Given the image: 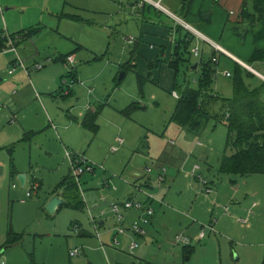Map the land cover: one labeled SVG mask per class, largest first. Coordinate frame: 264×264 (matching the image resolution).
<instances>
[{
    "label": "rangeland",
    "instance_id": "rangeland-1",
    "mask_svg": "<svg viewBox=\"0 0 264 264\" xmlns=\"http://www.w3.org/2000/svg\"><path fill=\"white\" fill-rule=\"evenodd\" d=\"M142 1L151 8L145 17L148 22L137 15V8V11L131 8L141 0H0V38L30 32L21 42L14 39L13 45L0 51V174L9 169L12 159L15 169L23 171L29 179L35 177L40 183L34 193L26 196L28 184L21 186L8 173L0 181V264H113V261L116 264H264V176L259 173L217 175L226 142L223 120L217 123L210 120L197 136H190L182 131V127L169 123L177 98L171 94L174 71L167 63L172 60L174 39L187 33L188 38H193L189 50L195 46L200 49L198 58L191 56L192 64L198 59L201 64L211 67L215 71L213 91L226 98L233 96L229 74L234 63L218 52L214 55L217 62H212L214 44L211 41L243 61L249 60L247 55L254 43L232 32V26L240 22L242 0H193L191 10L194 13L200 11V15H191L187 19L181 18L180 0H160L161 5L172 13L171 17L167 14V18L166 12L157 8L163 13L158 12L151 3ZM5 7L9 8L5 10ZM155 12L158 25L165 22L166 27H172L169 35L163 29L151 28ZM204 12H210L206 20L201 17ZM65 14L79 15L84 22L72 21ZM184 23L192 25L211 41L194 36L192 30L186 31ZM177 25L180 30H176ZM241 27L239 25L240 32ZM241 35L244 36L242 32ZM128 37L138 42H128ZM13 46L16 54L10 50ZM67 53L74 55L73 67L77 74L82 70V80L78 78L84 83L82 91L76 87L78 80L70 83L67 77V84H61L57 76L53 81L50 70L51 73L41 78L43 71L51 65L61 68V61L54 58ZM17 56L22 65L11 63ZM47 57L53 60L40 70L34 67ZM158 58V66L150 65ZM127 62L135 66L126 67L123 73ZM252 66L264 74L263 66L257 63ZM12 68L11 72L23 70L27 80L36 87L42 104L40 110L30 100L32 108H27L22 94H11L9 70ZM196 68L189 69L184 75L185 69L180 67L176 80L179 83L185 81L189 87L197 86L196 78L201 69ZM65 73L66 69L62 76ZM120 73L123 76L118 79ZM37 74V79H41L39 85L35 78ZM137 75L146 77L141 90ZM86 76H94V79L84 82ZM250 82L257 84L259 79L253 77ZM59 87L63 91L71 89L72 93L64 96ZM87 89L92 93L88 94ZM44 96L49 100L45 101ZM83 102L91 106L100 103L103 107L96 118V133L83 128L80 120L75 118L73 106ZM132 102L143 108L124 114L123 110ZM8 106L16 113L15 123L9 115H4ZM214 106L213 109L219 111L218 105ZM37 110L41 121L34 124L36 130L26 134L18 131L17 121L21 114L17 112L29 118ZM68 121L73 124L67 131L66 140L59 128ZM117 139L122 143L116 152H112L111 147L117 145ZM171 142L175 145L185 143L186 149L179 153L187 156L182 165L180 160L171 165L174 167L169 174L165 171L166 176L162 171L165 178L156 183L153 191V179L148 178L154 176V166L151 173L145 168L157 160L158 152L174 147ZM65 153L82 155L92 164V171L75 177ZM194 164L199 165L203 177L214 181L219 193L226 191L228 197L219 196L217 201L213 198L214 188L207 195L204 193L205 196L200 192L198 181L194 180L196 187L188 194L185 176ZM135 170L143 177L132 175ZM65 178L70 186L64 191V200L70 204L82 202L83 207L63 204L55 213L49 214L44 209L45 196ZM217 178L221 179L218 183ZM106 179L109 188L101 185ZM13 182L15 188L11 186ZM138 182H145V186L150 187L147 194L162 197L165 209L160 210L154 200L153 225L149 229L148 224L143 226L145 234L142 237L127 231L114 239L118 228L126 229L142 216L137 212L142 209L123 210V219L119 221L109 210V203L126 199L139 203L138 198L134 199V194L139 195L135 187ZM225 186L236 189L237 193L232 195ZM110 189H116L115 195H111ZM205 198L209 199L208 209L191 214L190 207ZM225 207H228L227 212H224ZM220 214H225L233 223L227 229L216 225ZM89 216L95 218V224L101 218L104 221V225L96 226L99 237L95 235V226ZM245 218V222L240 221ZM213 220L214 232L206 230L204 238H194L193 225L198 227V232L200 227L208 226ZM187 228L189 230L185 232ZM86 231L90 234H84ZM178 233L194 238L189 244L194 252L188 260L184 259L183 244H173ZM73 249H77V255L70 257L68 252ZM109 249L115 253L111 255Z\"/></svg>",
    "mask_w": 264,
    "mask_h": 264
},
{
    "label": "trees",
    "instance_id": "trees-1",
    "mask_svg": "<svg viewBox=\"0 0 264 264\" xmlns=\"http://www.w3.org/2000/svg\"><path fill=\"white\" fill-rule=\"evenodd\" d=\"M142 3L141 8L150 9V6L148 7L146 3ZM192 3L193 0H180L179 10L181 18L186 19L185 17L188 15ZM152 8L154 7L152 6ZM239 15L241 16V22L245 24V28L242 31L244 35L252 34L253 42L264 38V0H242ZM66 16L77 21H83L79 16ZM176 30H180V25H177ZM233 32H237V30L233 28ZM27 33L29 34L30 32ZM27 33L17 32L8 37L12 42L14 39L23 40ZM187 34L174 40L171 54L172 60L167 63L168 67L174 71L172 89L177 91L179 95L169 122L190 132L199 133L210 120L214 123L223 120L226 127V142L217 172L219 174L235 175L259 173L264 176V102L262 93L264 82L240 63L232 61L234 67L231 74H229V78H231L232 82L233 96L231 98L223 97L212 89L215 71L208 65L201 64L197 59L194 60V62H197L198 68L196 70L201 69L196 78L197 86L189 87L185 84V81L179 83L176 78L180 74V67L185 69L182 72L185 75L186 71H189L193 65L191 50H189V45L193 38H188ZM7 39L5 36L0 38V49L6 47ZM137 42L138 40L135 43ZM215 52L216 50L214 49L211 61ZM68 55L70 54L64 56L63 63ZM159 60V58L156 59L150 65L158 66ZM253 61L264 62V48H254L248 62L251 63ZM248 62L245 63L251 65ZM133 66L130 62H127V66H124L122 70L123 73L126 67L132 68ZM72 74L73 78H75L74 71ZM253 77L259 79L257 84L250 82ZM144 78L146 77L137 75L140 90L143 86ZM214 105H218L219 111L213 109ZM141 108L143 107L139 103L132 102L123 110V113L128 114L133 109ZM98 111L97 109L93 112H88L82 120L83 127L93 133L98 130V125L96 124ZM13 171L11 165L10 173H13ZM68 186H70V183L67 178L58 183V188L63 187L64 191ZM81 203L77 201L74 204H70L67 201L64 205H78L81 207ZM14 242L12 241L11 243ZM193 249L192 246L183 245L182 250L185 260L189 259L194 252Z\"/></svg>",
    "mask_w": 264,
    "mask_h": 264
},
{
    "label": "crops",
    "instance_id": "crops-1",
    "mask_svg": "<svg viewBox=\"0 0 264 264\" xmlns=\"http://www.w3.org/2000/svg\"><path fill=\"white\" fill-rule=\"evenodd\" d=\"M192 7H193V3H192V5H191V7H190V10H189V13H188V15L185 17L186 19L189 17V16H191V15H194L195 16V14L196 15H200V11H197L196 13H194V12H192ZM9 7H5V10L6 9H8ZM132 9H134L135 11H137L136 10V8L138 9V11L136 12L137 13V15H140V17H141V19H142V21L143 20H145L146 22H148V20H146L145 19V17H146V15H148L149 13H150V10H151V8L150 9H146V8H141V4H140V2H138V4H136V5H133L132 4V7H131ZM163 8L165 9V10H163L164 12H166V18H167V16L168 15H170V17L172 16L171 14L172 13H169L168 12V10L163 6ZM155 10H156V8H154ZM154 10V11H155ZM195 10V9H194ZM140 11V12H139ZM156 11H158V12H162V11H160L159 9H157ZM163 13V12H162ZM230 13H232V12H230ZM239 13H240V11H239ZM168 14V15H167ZM67 15H73V14H67ZM157 13L155 12V16H154V20H153V23L151 24V28L153 29V30H157V29H163L164 31H166V33H168V35H169V32H171V29H172V27H170V25L168 26V27H166L165 26V22H163L162 23V25L160 26V25H158V24H160V23H158V21H157ZM202 15V14H201ZM66 16V15H65ZM75 16H79V15H75ZM174 16H176V15H174ZM80 18H82L81 16H79ZM169 17V16H168ZM237 17H239L238 15H237ZM66 18H68V19H70V20H74V19H71V18H69V17H67L66 16ZM176 18V17H175ZM83 19V18H82ZM203 19V18H202ZM239 19V18H238ZM84 20V19H83ZM170 20V19H169ZM204 20V19H203ZM77 21V20H76ZM79 22H84V21H79ZM177 24V23H176ZM187 25H189L191 28H192V31H195L196 33H194V36H195V34L196 35H199V36H201V38L202 39H205V40H208V41H211V40H209V38L204 34H202V33H200V32H198V30H196L192 25H190V24H187ZM237 25V26H236ZM239 25H241L242 27H241V29H244L245 28V24H244V22H241V18H240V22L239 23H237V24H235L234 26H232V30H233V28L234 29H236L237 30V32H234V35L236 34L237 36H239V37H243V38H245L246 40H248L249 39V41L251 42H253V38H252V34H246V35H244V33H243V35L244 36H242L241 35V32L239 31ZM244 26V27H243ZM142 27H143V24H142ZM168 28V29H167ZM170 29V30H169ZM186 31H188V30H186ZM233 32V31H232ZM165 33V32H164ZM5 36V35H4ZM2 38H3V35H2ZM175 40V39H174ZM18 41H22V40H18ZM211 43H212V45L214 44V46H218L219 48H222L223 49V51H217L216 50V52L215 53H221L222 55H224L225 57H227L228 59H230L231 61H234L235 63L237 62V63H242V64H245V65H247V66H249L250 68L252 67L257 73H259V74H262L261 72H259V71H257L253 66H252V64L253 63H257V64H259V65H261V66H263V68H264V62H258V61H253V62H248V60L247 61H243V59H241V58H239L237 55L235 56L232 52H230L228 49H226V48H224L223 46H221V45H218L217 43H215V42H213V41H211ZM254 43V45H253V48H252V50H251V52H249L248 53V55L247 56H251V53H252V51L254 50V48H264V38L263 39H261V40H258V41H256V42H253ZM80 47V46H79ZM212 48V47H211ZM213 51H214V48H213ZM15 54H16V47H15V51H13ZM67 54H71V55H73V53H67ZM67 54H64L63 55V57H62V55H60V56H58V57H55L54 59L55 60H59V61H61V63H62V66H61V68H60V66H57V68H55V66H50L49 68H47L46 70H44L43 71V73L41 74V78H44V77H46L49 73H53L52 75V80L53 81H55V79H56V77L58 76V79H60V82H61V84H62V78H63V74H64V70H65V65H64V63L62 62L63 61V58H64V56L65 55H67ZM192 54V53H191ZM74 56V55H73ZM15 58H17V59H19L20 61H21V59L17 56V57H15ZM250 58V57H249ZM16 60V59H15ZM14 59H12L11 60V63L13 64V62L15 61ZM51 60H53V59H50L49 57H47L46 59H44V62L43 63H41L42 64V67L40 68V69H42L43 67H44V65L46 64V63H48V62H51ZM245 62H248V63H250L251 65H248L247 63H245ZM37 63H39V62H37ZM131 64V63H130ZM132 65H134L133 63H132ZM135 66V65H134ZM39 69V70H40ZM54 69V70H53ZM51 72H50V71ZM10 71V70H9ZM9 74L12 76V92H11V94H22L23 95V98H24V100H25V104H27L26 105V107L27 108H32V106L30 105V103H29V101L28 100H30V101H32V103H33V106H35V107H39V110L41 109V106H42V104L41 103H39V97H38V92L36 91V87L34 86V85H32V83L31 82H29L28 80H27V77L25 76L26 74H25V72L23 71V70H16L15 72H9ZM74 75H75V82L78 80V78L79 79H81L82 80V70H81V72H80V74H77V71H76V69H75V67H74ZM262 75H264V74H262ZM123 76V75H122ZM36 79L37 78H39V74H37L36 75V77H35ZM87 80V81H92L93 79H94V76H86L83 80ZM0 80H1V78H0ZM38 80V79H37ZM86 80L84 81V82H86ZM78 83H79V85H76V87H79V89L82 91V89H84V88H82V87H84L83 85H84V83L82 82V81H80V80H78L77 81ZM41 83V79H39L38 80V85ZM86 87V86H85ZM59 90H60V94L61 93H63L64 94V96H66V95H69V94H71L72 93V90L70 89V90H67V91H63V90H61V88L59 87ZM92 90H90V89H87V92H88V94H91L92 92H91ZM175 91V90H174ZM176 92V94L178 95V93H177V91H175ZM179 96V95H178ZM176 98V97H175ZM44 100L45 101H48L49 100V98L47 97V96H44ZM177 101V100H176ZM87 103V102H86ZM86 103H79V104H76V105H74L73 106V110H74V112L76 113V117L75 118H78V120H80V125L83 127V125H82V120H83V118H84V116L88 113V112H93L94 110H99L98 111V114H99V112L103 109V107L101 108L100 107V103H94L93 104V106H91V104H86ZM176 103V102H175ZM127 106V105H126ZM175 106V105H174ZM8 111H7V113H5L4 115H9L10 117H11V121H13V123H15V121H16V113H14L13 112V110L8 106V109H7ZM38 111V110H37ZM37 111H35L34 112V114L32 115V116H30L29 118H27L26 117V115L25 114H22L20 111H18L17 112V114H21V116H20V118L18 119V121H17V129H18V131H21V132H25V134L26 133H28V132H32V131H35L36 129V127H35V123L36 122H40L41 121V118H40V115H39V111L37 112ZM16 112V111H15ZM173 113V112H172ZM98 114H97V116H98ZM172 115V114H171ZM171 117V116H170ZM44 119H46L45 117H44ZM170 119V118H169ZM10 121V122H11ZM48 121V120H47ZM51 122V121H50ZM49 122V123H50ZM170 123V122H169ZM72 124H73V122H70V121H68V122H64V123H62V125H61V128H59L60 129V132L63 134H61L62 136H63V138H65L66 140H67V131L72 127ZM174 124V123H173ZM40 125V124H39ZM54 125H52V127H53ZM178 126V125H177ZM8 127H13V125L12 126H8ZM180 127V126H179ZM54 129H55V127H53ZM84 128V127H83ZM51 129V128H50ZM51 131H52V129H51ZM98 131V130H97ZM96 131V132H97ZM182 131L184 132V133H187L188 135H192V136H197V135H199L200 134V132L199 133H194V132H190V131H188L187 129H185V128H183L182 127ZM95 132V133H96ZM54 133V132H53ZM59 139H60V137H58ZM7 142H9V141H7ZM67 142V141H66ZM172 144L171 145H174V147H171V148H164V150L163 151H160V152H158L157 154L158 155H156V158H157V160L155 161V162H150L149 163V167H151V171L149 172V173H151L152 172V168H153V166H154V171H153V173H154V176L152 177V178H148V180H150L151 179V181H152V179H153V181H152V184H153V188H151L153 191H155V189H154V187L155 186H157L156 185V183L158 184V183H160L162 180H164V178H165V176H166V173L167 174H169L170 173V169L172 168V167H174V166H171V165H173L174 163H176V161H178V160H180L181 162H180V164L182 165L183 163H184V159L186 158V156L187 155H181L179 152L180 151H182L183 152V150L184 149H186V147H185V143H177L176 145H175V143H173V142H171ZM197 145L198 146H202L201 144H199L198 142H197ZM185 154H187V153H185ZM155 156V155H154ZM188 158V157H187ZM11 165H12V167H13V173H10L11 172ZM161 166H164L163 167V170H164V173H165V171H166V173H165V176L163 175V173H162V179L160 180V181H158V179L157 180H155V174H157L158 173V171H159V168H161ZM166 168V169H165ZM162 169V168H161ZM136 171V173H137V176H135L136 178H141V177H143L141 174H139V172L137 171V170H135ZM145 171H146V168H145ZM23 171H21V170H17V169H15L14 168V165H13V162H12V159H10V163H9V169L8 170H6V171H4L2 174H0V181L1 180H3L4 178H5V173H8V176L10 177V178H12V179H16V181L18 182V183H20L19 182V180L17 179V177L18 176H20V174H25V173H22ZM147 172V171H146ZM157 172V173H156ZM187 171H185V173H186ZM216 172H217V170H216ZM158 174H160V172L158 173ZM217 175H219V176H222L221 174H217ZM229 175H231V174H227V175H225V176H229ZM157 177H158V175H157ZM191 173H190V171L188 172V173H186V176H185V182H184V184L185 185H187V187H185L186 188V192L189 194L190 192H191V190L193 189L192 187H196L195 186V184H194V181H197L195 178H193V179H191ZM206 179V178H205ZM33 180H35V181H37L36 180V178L35 177H31L30 179L28 178V176H27V174H25V182H24V184L23 185H21V186H24V185H26V184H28V185H30V183H31V181H33ZM194 180V181H193ZM207 180V179H206ZM104 181H107V183L108 184H110L109 183V181L106 179V180H104ZM218 181H221V179L219 180V178H217V183H218ZM223 181V180H222ZM38 182V181H37ZM199 183V182H198ZM12 185H14V186H12ZM38 185H40V183L38 182ZM136 185L137 186H135L136 187V189H138V191H139V195H138V193L137 194H134V199H136V198H138V200L140 201L139 202V204L140 205H143L144 206V209H145V206L147 205H149V206H151V208H152V203H153V201L155 200V202L156 203H158L159 205H160V210H162V209H165V207H164V204H163V198L161 197L160 198V196H158V194H156V196H157V198L158 199H160V201L157 199V198H155V197H153L152 195H149V194H147L146 193V191L147 190H149V188L150 187H147V186H145L146 184H145V182L143 183V184H140L139 182H138V184L136 183ZM161 185V184H160ZM199 187L201 188V190H200V192L202 193L203 192V194L205 193L204 191H203V188H202V186H201V184L199 183ZM207 185L210 187V188H212V190H214L215 189V191H213V193L215 192V196L213 197V198H216V200L218 201V197L220 196L221 198H227L228 196V194H227V192L226 191H224V192H221V193H219V191H217L216 189H217V187L215 186V184H214V181L213 180H207ZM217 185V184H216ZM11 186L12 187H16V184L13 182V183H11ZM29 187V186H28ZM110 187V185L108 186V188ZM152 187V186H151ZM226 187V190H229L230 189V191H232V195L233 194H235V193H237V190L236 189H231V187L229 186H225ZM38 188H39V186H38ZM54 189H52V191H50L49 193H47L48 195L47 196H45V199L47 200L48 199V197L53 193V192H55V190L58 188V184H56L54 187H53ZM214 188V189H213ZM223 189V188H222ZM221 189V190H222ZM115 190L116 189H113V190H111L110 189V191H113L112 192V194L111 195H115V194H113V193H115ZM194 192L196 193V190L194 189ZM211 191H209L208 193H210ZM207 193V194H208ZM11 193H8V195H10ZM17 194H18V192H17ZM206 194V193H205ZM204 194V195H205ZM206 194V195H207ZM133 195V194H132ZM205 195V196H206ZM155 196V195H154ZM136 197V198H135ZM212 198V199H213ZM105 199V198H104ZM207 198H205V199H201L200 201H198V202H196V204H194L193 206H191L190 207V210H189V212L191 213V214H199V212H202V211H204L206 208L208 209V207H207V202H208V200L209 199H207ZM46 200H45V202H46ZM118 202H120V201H118ZM142 202V203H141ZM253 204H255V203H253ZM252 204V205H253ZM81 206L83 207V205H82V203H81ZM143 207H141V209H142ZM137 210V209H136ZM135 210V211H136ZM152 210H153V208H152ZM139 211V212H138ZM199 211V212H198ZM228 211V207H227V210L225 211V209H224V212H227ZM137 212L140 214H142V210H137ZM139 214L137 215V216H139ZM153 214H154V211H153ZM152 214V215H153ZM151 218H152V216H151ZM151 218H150V220H151ZM217 220H216V225H217V227H220L221 229H223V228H228V227H230V225L231 224H233L232 223V221H231V219L229 218V217H227L225 214L224 215H218L217 216ZM246 219L247 218H245V219H240V221H242V222H245L246 221ZM153 220V219H152ZM154 221V220H153ZM153 221H151V223L149 224L148 223V228L147 229H149L152 225H153ZM214 223H215V221H214ZM96 224H98V225H104V221L102 220V218L101 219H99V221H98V223H96ZM194 226V228H193V234H194V238H197V239H201L200 237H199V231L197 232V226L196 225H193ZM129 227L130 226H128L126 229V232L127 231H129V232H131L130 231V229H129ZM146 228V227H145ZM191 228V229H192ZM201 228H204V226H202V227H200V229ZM190 229V230H191ZM189 230V228H187V229H184V231L185 232H187ZM213 230H214V224H213ZM98 231V230H97ZM145 231V230H144ZM196 231V232H195ZM206 231V230H205ZM209 232H214V231H209ZM84 234H90V233H88L87 231L86 232H84ZM145 234V233H144ZM143 234V235H144ZM183 234V233H182ZM205 234V233H204ZM114 235V234H113ZM117 235H119V234H115L114 236H113V238L115 239V237L117 236ZM143 235H138V234H135V236H138V237H142ZM177 235V234H176ZM184 235V234H183ZM100 236V235H99ZM206 236V234L204 235V237ZM188 237V236H187ZM204 237H202V238H204ZM194 238H190L189 237V240H190V243H191V239H194ZM174 244V243H173ZM71 251V250H70ZM69 251V252H70ZM69 252H68V255H69ZM109 253L112 255L113 253H115V251L114 250H112V249H109ZM77 255V254H76ZM70 256V255H69ZM75 256V255H74ZM70 257H72V256H70ZM236 259V258H235ZM125 260H128V259H126V257H125ZM93 264V263H92ZM110 264V263H109ZM113 264H116V261H113Z\"/></svg>",
    "mask_w": 264,
    "mask_h": 264
},
{
    "label": "built area",
    "instance_id": "built-area-1",
    "mask_svg": "<svg viewBox=\"0 0 264 264\" xmlns=\"http://www.w3.org/2000/svg\"><path fill=\"white\" fill-rule=\"evenodd\" d=\"M147 2L151 3L156 9L157 8H160L161 10H165L163 8V6L161 5L160 3V0H157V1H153V0H146ZM143 1L141 0L140 4L142 5ZM185 28H187V30H192V28L187 25V24H182ZM193 33H196L195 31H193ZM127 41L128 42H133V41H137L135 40L134 38L132 37H128L127 38ZM13 45V42L11 41V39L8 37L7 39V43H6V47L0 49V51H5V49H7V47ZM213 48L215 50H217L218 52L219 51H223L222 48H219L218 46H213ZM11 51H15V48L14 46L10 48ZM191 53L192 55L195 57V58H198L199 57V54H200V49L195 46L191 49ZM216 58L215 56L212 57V61L213 62H216ZM18 62V63H16ZM73 62H74V58H73V55H68L66 56L65 58V61H64V65H65V69H66V73L65 75L63 76V80H62V84H67L68 80H67V77L69 78V81L70 83H73L75 82V78H73V71H74V67H73ZM13 65H22V62L19 60V59H16L14 62H13ZM34 67L36 69H40L42 67V64L41 63H35ZM12 70H14V68H12L9 72H11ZM225 74H228V72H225ZM257 77L261 79L262 82H264V75L262 74H259L257 73ZM263 93V102H264V89L262 91ZM171 94L173 95V97L175 98H179V96L176 94L175 91H172ZM122 143V140L121 139H117V145L116 146H112L111 147V151L112 152H116L118 150V145H121ZM199 143V142H198ZM200 144V143H199ZM67 158L69 159V162H70V165H71V168H72V172H73V175L75 177L78 178V176H80L83 172L85 171H89L91 172L93 167H92V164H90L86 159H84V157L80 154H77V155H71L69 153H65ZM199 165L198 164H194L190 170V173H191V176L193 178H195L202 186L203 188V191L207 194L209 191H212V188H210L208 185H207V180L205 179V177H203V175L201 174V172H199ZM146 171L147 172H150L151 171V167H146ZM162 171H163V168L161 169L160 171V174H158V181H160L162 179ZM102 186L104 187H107L109 186V184L107 183V181H103ZM14 186V185H12ZM38 182L33 180L31 181L30 185H29V189L28 191L26 192V196H30L31 193L35 192L37 189H38ZM103 200H105L103 198ZM142 208V216L138 218V220L134 223H132L129 227L130 231L134 234H138V235H143L145 233L144 231V228L143 226L144 225H147L148 223H150V218L153 214V210L151 208V206H145V209H144V206L143 205H140L139 203H135L133 202L131 199H126L122 202H111L109 203V210L111 211V213H113L114 215L117 216V218L119 219V221H121L123 219V214H122V211L123 210H129L131 208H134V209H141ZM225 211L227 210V207L224 208ZM103 213V212H101ZM89 219L90 221L93 223V225L95 226V235L99 237V232L97 231V224H95V218L94 217H90L89 216ZM213 224H214V220L213 222H211L208 226H205L204 228H201L199 230V237L202 238L204 237V233H205V230H207L208 232L209 231H214L213 230ZM76 225V224H74ZM126 230L125 228H118L116 230V234H124L126 233ZM183 244V245H189L190 244V240H189V237H187L186 235H183L181 233H178L176 236H175V239H174V244ZM134 246V244H133ZM130 249H132V247H130ZM77 249H73L69 252V255L70 256H74L77 254ZM1 264H4L3 262Z\"/></svg>",
    "mask_w": 264,
    "mask_h": 264
},
{
    "label": "water",
    "instance_id": "water-1",
    "mask_svg": "<svg viewBox=\"0 0 264 264\" xmlns=\"http://www.w3.org/2000/svg\"><path fill=\"white\" fill-rule=\"evenodd\" d=\"M210 15V12H204V14H202V18L203 19H208ZM242 64V63H241ZM246 69H248L250 72L255 73L253 70H251L247 65L242 64ZM197 67V64L194 62L192 65V69H195ZM123 73L119 74L118 79L122 78ZM132 175L137 176L136 172H132ZM17 179L19 180L20 184L23 185L25 182V174H20V176L17 177ZM63 191L64 188H58L55 190V192H53L47 199L45 205H44V209L49 213V214H53L55 213L61 205L65 204V200L63 198Z\"/></svg>",
    "mask_w": 264,
    "mask_h": 264
},
{
    "label": "bare ground",
    "instance_id": "bare-ground-1",
    "mask_svg": "<svg viewBox=\"0 0 264 264\" xmlns=\"http://www.w3.org/2000/svg\"><path fill=\"white\" fill-rule=\"evenodd\" d=\"M242 65V64H241ZM249 67V66H248ZM250 68V67H249ZM251 70H253L252 68H250ZM248 70V69H247ZM254 71V70H253ZM255 72V74L257 75V72L256 71H254Z\"/></svg>",
    "mask_w": 264,
    "mask_h": 264
}]
</instances>
